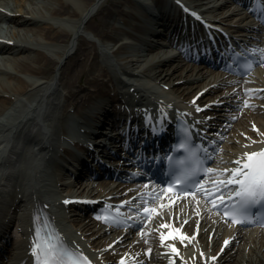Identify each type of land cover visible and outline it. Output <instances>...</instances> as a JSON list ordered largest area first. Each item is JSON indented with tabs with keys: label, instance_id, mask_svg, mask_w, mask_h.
<instances>
[{
	"label": "bare ground",
	"instance_id": "obj_1",
	"mask_svg": "<svg viewBox=\"0 0 264 264\" xmlns=\"http://www.w3.org/2000/svg\"><path fill=\"white\" fill-rule=\"evenodd\" d=\"M17 1L20 3L17 4ZM26 1L0 0V16L4 13L2 9L20 12V15L12 18L16 25L35 24L29 29L33 34L15 36L22 43L17 42L16 46L8 50L11 54L34 51V60H19L15 62L16 68H11L0 59V76L2 78L4 74L2 81L5 82L0 79V230L6 220H16L18 223V219V226L23 230L26 228L21 218L28 204L26 201L30 200L32 187L37 189L40 196L56 200L52 180L58 162L51 156L61 146L59 139L62 129L66 133L76 132L70 126L74 114L68 108L73 107L79 112L90 102L92 111L107 109L110 98L103 95L106 94L105 87L113 80L121 83L122 92L128 93L135 87L141 100L161 96L172 97L178 102L206 86H211L208 93L214 97L223 94L236 97V94L230 93L231 89L223 91L220 88L227 81L216 72L184 63L182 59L164 53L153 34L157 21H167L171 15L163 3H159L153 11L154 15L144 21L136 17L140 13L138 8H134L131 13H124L121 16L123 26L118 28L121 38L115 40L114 45L102 44L97 48L94 36L113 37L114 26L112 28L111 21L106 20V17L113 14L111 6H117V0H46L52 4H46L47 13L27 7ZM29 1L36 3L37 0ZM212 1L208 0V3ZM225 13L227 11L221 12V16ZM101 15L105 19L96 22ZM242 18L241 12H235L224 21L232 25L240 23ZM158 26L162 27L161 24ZM85 32L93 36L87 37ZM118 40L123 45L114 56L107 55L105 51L113 50ZM77 41L80 42L79 46L76 45ZM84 45L90 47L80 49ZM40 46L48 54L38 49ZM0 51H5V46H0ZM73 53L76 54L73 61L66 64L65 59ZM70 63L72 70L69 71ZM21 72L51 75L38 76L28 82L20 77ZM76 72H79L78 75H88L86 84L79 89L72 88L71 76ZM13 77L16 80L11 84ZM258 80L257 85H264V74ZM164 85H169V89H165ZM64 87L68 89L65 95ZM111 99L114 101L115 97ZM259 100L264 102V95ZM245 119H254L259 129L264 131V111L258 105L245 113L241 126L244 123L246 125ZM246 130L253 132L247 127ZM79 189L76 187L74 190ZM10 191L14 196L10 195ZM18 194H22L19 201ZM54 213L62 225L67 226L69 234L79 236L78 230H87L88 223L82 219L78 222L66 211L58 209ZM207 222H203L202 229ZM219 227H216L211 241L213 250L219 249L224 235L234 233L237 236L221 256L219 264H264V231L246 233L241 230H221ZM209 231L210 228L200 234V241L204 244ZM111 240L99 238L94 242L101 250ZM236 240H239L238 244ZM13 242L14 252L21 255L20 241Z\"/></svg>",
	"mask_w": 264,
	"mask_h": 264
},
{
	"label": "snow or ice",
	"instance_id": "obj_2",
	"mask_svg": "<svg viewBox=\"0 0 264 264\" xmlns=\"http://www.w3.org/2000/svg\"><path fill=\"white\" fill-rule=\"evenodd\" d=\"M256 6L264 8V0H256ZM257 52L264 56V50L256 48L247 49L245 52L235 53V55L239 58L248 53H252L254 59ZM253 59L247 60L243 67L251 69L253 66ZM197 110H201L199 106L197 107ZM176 148L178 152L182 150L184 155H169L165 157L170 166H172L177 173L174 183L180 184L182 181L187 180V178L194 176L201 171L230 172L231 174L228 177V183L237 185V187L232 191L231 197L223 198L230 200L232 203V210L226 211L225 215H231L234 218L237 215L246 217L247 211L251 206L264 204V149L256 152L244 153L246 159L242 158L237 161L241 164L240 167L231 170H215L204 166V161L199 155L202 145H195L192 142L190 132L187 128H182V136L176 145ZM215 183L223 184V181H216ZM196 186L199 187V185ZM169 190H172L171 185H169ZM232 197H237L238 199L232 201ZM144 211L147 212L149 210L145 208ZM98 218L105 219L106 221L110 219L109 216ZM236 222L240 223L241 221L236 220ZM37 237L38 240L34 242L32 247V252L36 257V264H92L82 252L69 248L66 244L60 243L55 236L41 235L40 230L37 229ZM228 242V240H225L224 244L227 245ZM173 248L178 251V249H175V246H173ZM212 259H216V257H213ZM121 264H123V260L121 261Z\"/></svg>",
	"mask_w": 264,
	"mask_h": 264
},
{
	"label": "rangeland",
	"instance_id": "obj_3",
	"mask_svg": "<svg viewBox=\"0 0 264 264\" xmlns=\"http://www.w3.org/2000/svg\"><path fill=\"white\" fill-rule=\"evenodd\" d=\"M100 20H98V22H99ZM27 54H25V55H23V56H21V58H24L25 56H26ZM85 79H86V77L84 76V77H82V79L79 77V75L78 74H73L72 76H71V82L73 83V84H78V82H81L82 84H85ZM70 80V79H69ZM75 88V87H74Z\"/></svg>",
	"mask_w": 264,
	"mask_h": 264
}]
</instances>
